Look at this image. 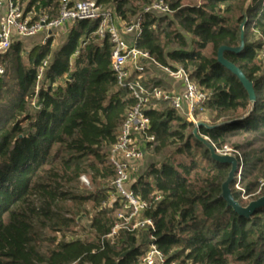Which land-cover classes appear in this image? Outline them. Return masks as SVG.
I'll use <instances>...</instances> for the list:
<instances>
[{
    "label": "trees",
    "instance_id": "trees-1",
    "mask_svg": "<svg viewBox=\"0 0 264 264\" xmlns=\"http://www.w3.org/2000/svg\"><path fill=\"white\" fill-rule=\"evenodd\" d=\"M14 1L25 4L34 20L59 13V0ZM94 1L110 7L124 24L151 2ZM164 1L173 21L169 15H143L135 47L159 66L182 68L212 94L205 110L211 127H199L198 134L216 151L229 147L241 155V190H235L236 182L230 190L246 208L264 197V65L257 58L264 45V0ZM97 27L89 21L73 24L54 53L48 41L24 56L18 40L0 57V264H140L141 247L149 244L168 264H264V207L249 217L227 207L220 195L230 166L215 162L195 138L193 124L163 103L145 112L146 136L153 138L145 152L157 157L173 150L172 158L150 163L132 186L148 204L143 217L154 229L143 244L127 230L108 238L120 208L107 206L106 184L115 178L107 157L136 102L118 87L110 69L111 45L98 38ZM241 32L244 49L224 58L252 83L255 104L217 62L221 47L239 46ZM143 79L148 88L169 91L164 82ZM82 177L94 192L82 190ZM89 211L90 238L69 236Z\"/></svg>",
    "mask_w": 264,
    "mask_h": 264
},
{
    "label": "built area",
    "instance_id": "built-area-1",
    "mask_svg": "<svg viewBox=\"0 0 264 264\" xmlns=\"http://www.w3.org/2000/svg\"><path fill=\"white\" fill-rule=\"evenodd\" d=\"M146 14L167 16L171 11L164 0H155L143 7L130 24H124L110 7L98 6L94 0H59L57 18L50 20L42 13L34 20L32 14L26 13L18 1L0 0V57L18 40L30 39L45 33L43 41H47L56 32L81 21L96 22L98 25L96 35L100 40L107 38L111 45L110 69L118 87L127 90L136 103L118 129L115 143L107 157L115 170V178L109 186L111 194L107 206L112 208L117 204L120 208L117 222L108 238L120 229L135 234L147 233L154 229L152 220L143 217L148 204L132 191L133 184L140 176L134 165L143 161L145 146L153 141L152 137L146 136L150 123L145 112L163 103L197 127L199 123L196 119L205 113L206 106L212 98V94L192 82L182 68L170 69L159 66L147 52L136 49L135 43L141 35L142 17ZM127 36H132L131 44L125 40ZM257 58L264 65V45L257 52ZM46 67L47 62H44L38 70V81L43 79ZM152 68L158 69L171 83L180 84L181 90L148 88L143 75ZM3 76L4 70L0 67V78ZM138 138L143 140L137 142ZM216 152L237 159L239 172L235 176L234 187L238 189L243 165L241 155L229 147ZM140 264L168 263L165 256L154 245L149 244L143 250Z\"/></svg>",
    "mask_w": 264,
    "mask_h": 264
},
{
    "label": "rangeland",
    "instance_id": "rangeland-1",
    "mask_svg": "<svg viewBox=\"0 0 264 264\" xmlns=\"http://www.w3.org/2000/svg\"><path fill=\"white\" fill-rule=\"evenodd\" d=\"M153 1L154 0H151V2H153ZM197 1L198 0H184L182 3H183V5H187V4H191V3H193V4L197 3ZM136 4L138 6L141 3L137 2ZM22 8H25V4H22ZM167 20L173 21L172 15H169ZM174 26L176 27V24ZM69 28L70 27H66V28H64L63 31L56 32V34H54L53 37H50L47 41H43L45 33L41 34L40 36H36V37L30 38V39L21 40V44H22V47L24 49V56H26L30 52L37 51L40 47L45 46L48 41L50 42L51 52L52 53L56 52L57 50H59L64 45L66 35H67L66 32L69 30ZM161 77L162 76L159 73V70L154 69V68H152L151 70L148 69L144 74V78L146 80L154 79V80H159V82H163L160 79ZM196 121L199 124L205 125L206 127H209V128L211 127L210 119H209L207 113H204L203 115L198 116ZM142 140L143 139L138 138L137 142L142 141ZM172 153H173V150H166L161 155H159L157 157H151L145 152L144 159H143L142 163L140 164V166H138V169H137L138 172L137 173H140L141 175H143L144 172L146 171L147 166L152 162H155L157 165H159L163 162H169L172 158ZM80 184L82 186L83 191H85L87 193L94 192V188L91 186L88 178L82 177L80 180ZM106 186L109 188L110 182H108L106 184ZM235 190L240 191L241 187L238 186V189L235 188ZM258 193H259V190H257L252 196L257 195ZM242 200L244 202H248V200H250V199H248L247 197H244V198H242ZM251 202H255V201H251ZM92 214L93 213L91 211H89V212H86L85 216L79 217L77 219V223H76L75 227L73 228V233H71L69 236H71L73 238L74 237L80 238V239L90 238V235L88 234V224H89V220H90V217L92 216ZM120 230H125V229H120Z\"/></svg>",
    "mask_w": 264,
    "mask_h": 264
},
{
    "label": "water",
    "instance_id": "water-1",
    "mask_svg": "<svg viewBox=\"0 0 264 264\" xmlns=\"http://www.w3.org/2000/svg\"><path fill=\"white\" fill-rule=\"evenodd\" d=\"M243 16L246 14V7L243 10ZM244 24L241 26V30L243 29ZM243 33L241 32L240 36V44L236 48H228V47H221L217 53V62L218 64L227 70L231 75H233L238 82L242 85L243 89L246 91L249 101L251 104H255L256 96L254 92V88L251 82L245 77V75L232 63L228 62L224 58V53H240L244 49V41H243ZM206 127L203 124H199L197 127H194L193 134L197 140H199L202 144L206 146L209 150L211 158L219 163V164H226L230 166V172L228 174L227 180L224 182L221 188V195L220 198L225 201L227 207L231 208L234 212L239 214L240 216L249 217L253 213V211L257 208L264 207V197L258 199L255 202H251L246 208H242L236 201H234L230 187L235 181V176L239 172L238 161L236 158L231 156H222L219 155L214 147L208 142V140L204 137L199 136L198 129L199 127ZM208 128V127H207Z\"/></svg>",
    "mask_w": 264,
    "mask_h": 264
},
{
    "label": "crops",
    "instance_id": "crops-1",
    "mask_svg": "<svg viewBox=\"0 0 264 264\" xmlns=\"http://www.w3.org/2000/svg\"><path fill=\"white\" fill-rule=\"evenodd\" d=\"M119 23V22H118ZM64 30V29H63ZM63 30H60V31H63ZM59 32V31H58ZM68 32V31H67ZM66 32V33H67ZM41 34H39L38 36H40ZM125 40L129 43V44H131V42H132V36H127L126 38H125ZM151 70V69H150ZM159 73L161 74V81H163L165 84H166V86L168 87V89H169V91H179V90H181V85L180 84H178V83H171L167 78H166V76L163 74V73H161L160 71H159ZM142 162H140V163H138V164H135L134 165V169H135V171L136 172H138L137 171V169H138V166H140V164H141ZM139 175H141L140 173H139ZM137 235V239L139 240V242H142V244H143V241L144 242H146V240H147V238L145 239L144 237H145V233H143V232H140V233H137L136 234ZM145 246L146 245H144V246H142L141 248V250L143 251L144 250V248H145Z\"/></svg>",
    "mask_w": 264,
    "mask_h": 264
}]
</instances>
